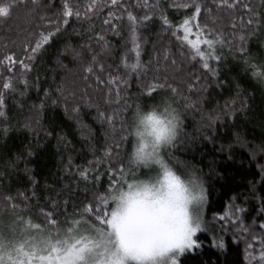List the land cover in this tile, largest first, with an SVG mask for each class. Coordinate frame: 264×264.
Returning <instances> with one entry per match:
<instances>
[{
    "label": "snow or ice",
    "instance_id": "6c2138e0",
    "mask_svg": "<svg viewBox=\"0 0 264 264\" xmlns=\"http://www.w3.org/2000/svg\"><path fill=\"white\" fill-rule=\"evenodd\" d=\"M168 6L186 10L180 23L169 20L159 0H137L134 5L129 0H63L55 18L47 14L41 0H0V25L24 33L23 38L16 34L18 44L11 41L19 52L8 48L5 38L6 50L0 53V131H8L6 98L26 94L32 62L75 17L88 23L92 34L86 36L87 43L65 42L58 50L57 66L63 75L52 103L63 102L78 120L85 106L94 107L105 139L99 147L90 145L93 159L87 165L73 166L69 157L65 171L74 172V178L86 184L99 181L98 173L106 166L103 174L109 177L107 187L94 190L90 198L85 195L79 207L72 205L74 211L69 214L67 208L75 195L70 176V195L61 199L53 188L55 197L46 198L50 206L45 203L38 208L43 222H37L32 216L37 208L31 206V201L38 199L34 188L13 192L7 186L12 174L8 169L15 167L20 157L6 163L0 171V211L7 213L6 220L0 219V264H181L185 254L201 247L197 234L207 224L203 180L194 170H189L185 179L172 166L174 150L187 135L182 115L196 111L201 126L211 128L222 112L232 115L237 102L246 109V99L238 92V100H226L221 108L205 111L204 94L208 81L218 78L219 52L225 45L239 55L245 73L264 86V56H254L246 47L252 38L264 36V0H183ZM136 9H142L143 14ZM157 13L162 26H167L165 30L180 43V52L177 55L168 46L154 45L145 62L141 26ZM101 17L97 30L94 18ZM125 24L128 38L119 46L123 51L118 62L106 63L116 49L108 33L123 39ZM196 63L206 70L204 74L187 70ZM133 78L141 95L160 98L153 108L162 111L140 116V104L129 103ZM44 94L50 98V89H44ZM82 128L92 135L89 125L82 124ZM133 136L138 138L136 145L127 153L125 142L131 144ZM184 166L188 168L186 163ZM30 184L34 186L35 179ZM241 211L232 204L221 218L231 217L245 234L247 264H264V220L258 222L257 233V222L246 225L236 215ZM260 211L264 214V206ZM218 246L224 247L223 239Z\"/></svg>",
    "mask_w": 264,
    "mask_h": 264
},
{
    "label": "trees",
    "instance_id": "16d2710c",
    "mask_svg": "<svg viewBox=\"0 0 264 264\" xmlns=\"http://www.w3.org/2000/svg\"><path fill=\"white\" fill-rule=\"evenodd\" d=\"M62 2L63 0H41L47 14L53 18L59 13ZM253 2L259 3V0ZM129 3L134 5L137 0H129ZM173 3L179 5L183 0H159L160 7L164 9L169 20L176 24L181 22L186 10L168 6ZM106 11L107 9L104 10L105 13ZM136 11L143 14L142 9ZM101 20L102 17L94 18L97 30H100ZM166 27L162 26L159 13L146 25L141 26V35L146 41L142 46V59L145 62L148 61L154 45L157 48L168 46L172 52L179 55L180 43L171 31L165 30ZM62 29L32 62L34 68L28 74L30 87L26 94L6 98L8 131H0V171H4L3 166L6 163L20 157L16 160L15 167L8 169L12 174L7 178V186L13 192L17 189L34 188L38 199H33L31 206L37 208V212L32 213L37 222H43L38 208L45 203L50 206L51 201L46 198L55 197V193L51 191L53 188L60 192L61 199L70 195V176L73 177L71 193L75 195L67 208L69 214L74 211L72 205L79 207L80 202L85 200V195L90 198L94 190L107 187L109 180V177L103 174L106 166L98 173L99 181L89 180L86 184L76 180L74 172L65 171L69 157L73 166L87 165V162L93 159L90 145L99 147L105 137L100 123L96 120L94 107L85 106L78 120L76 115L66 111L63 102L52 103V100L56 99L54 93L57 84L63 75L57 66L58 50L63 48L65 42L73 45L87 43L86 36L92 34L88 31L89 24L78 21L75 17H71ZM121 31L123 39L108 33V39L116 49L111 58H106V63L118 62L117 57L123 51L119 46L128 38L126 24ZM17 33L23 38L24 33H20L19 28L14 27L9 31V26L0 25V53L6 50L5 38L8 48L20 51L11 43L13 40L19 43ZM128 47L131 48L130 40ZM246 47L250 54L264 56V36L252 38ZM219 54L222 60L218 66V78L208 81V91L204 94L205 111L221 108L226 100H238V92L245 97L247 107L242 109L237 102L235 112L232 115L222 112L220 119L211 128L201 126L200 114L196 111L190 110L182 115L183 131L187 135L181 137L174 150V157L176 161L190 166L203 180L207 194L203 216L207 224L205 229L197 234L201 247L185 254L181 264H247L245 234L231 217H221L235 204L242 209L236 215L241 217L246 225L257 222V233L260 231L258 222L264 220V214L260 211L264 206V168L261 167L264 166V151H261L264 148V86L257 84L245 73L243 61L239 55L231 52L227 45ZM213 67H216L215 63ZM187 70L197 71L198 74H204L206 71L199 63H196L195 68L189 66ZM44 89H50V98L45 96ZM129 93L133 97L129 103L135 101L140 104L141 109H149L160 103L159 97L147 99L146 93L141 95V89L134 78ZM82 124L90 126L91 136L84 131ZM134 143V136L131 144L125 142L124 149L127 153L133 151ZM124 158L125 152L122 149L121 159ZM25 168L30 171L25 172ZM31 179L36 181L34 186L30 184ZM3 215L7 213L0 211V216ZM60 219L63 220L64 216H60ZM220 239L224 241L223 248L218 246Z\"/></svg>",
    "mask_w": 264,
    "mask_h": 264
},
{
    "label": "rangeland",
    "instance_id": "374dc122",
    "mask_svg": "<svg viewBox=\"0 0 264 264\" xmlns=\"http://www.w3.org/2000/svg\"><path fill=\"white\" fill-rule=\"evenodd\" d=\"M187 14V12H184L183 13V16L184 15H186ZM158 104V103H157ZM175 107V106H174ZM153 108V107H152ZM159 111H162V108H159L158 109ZM134 138H135V145H136V141H137V138L134 136ZM135 145H134V147H135ZM184 164L185 163H181V162H178V161H176L175 163H173V167H174V169L175 170H177V172H178V174H183V178H185V179H187L188 177H187V172L189 171V170H192L191 169V167L190 166H188V168H185V166H184ZM145 173H146V170H145ZM147 174V173H146ZM124 187L126 188L127 187V185H124ZM203 213H204V206H203ZM0 219H4V220H6L7 219V215H3V216H0Z\"/></svg>",
    "mask_w": 264,
    "mask_h": 264
},
{
    "label": "clouds",
    "instance_id": "9594fccd",
    "mask_svg": "<svg viewBox=\"0 0 264 264\" xmlns=\"http://www.w3.org/2000/svg\"><path fill=\"white\" fill-rule=\"evenodd\" d=\"M156 112V113H159L160 111L158 109H154V108H149V109H141V112H140V116L141 117H147V115L151 112ZM139 120V118H138ZM138 122V121H137ZM145 125H141V128H144ZM138 139V138H137Z\"/></svg>",
    "mask_w": 264,
    "mask_h": 264
}]
</instances>
